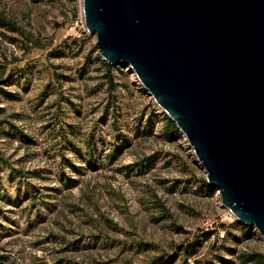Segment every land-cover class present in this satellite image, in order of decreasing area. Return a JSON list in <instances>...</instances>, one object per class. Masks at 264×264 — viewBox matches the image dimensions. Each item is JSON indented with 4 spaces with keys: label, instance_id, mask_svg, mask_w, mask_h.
<instances>
[{
    "label": "rangeland",
    "instance_id": "obj_1",
    "mask_svg": "<svg viewBox=\"0 0 264 264\" xmlns=\"http://www.w3.org/2000/svg\"><path fill=\"white\" fill-rule=\"evenodd\" d=\"M0 19V264H258L263 239L228 233L240 225L133 72L109 86L80 0H0Z\"/></svg>",
    "mask_w": 264,
    "mask_h": 264
},
{
    "label": "water",
    "instance_id": "obj_2",
    "mask_svg": "<svg viewBox=\"0 0 264 264\" xmlns=\"http://www.w3.org/2000/svg\"><path fill=\"white\" fill-rule=\"evenodd\" d=\"M100 58L133 72L221 208L264 242V0H80Z\"/></svg>",
    "mask_w": 264,
    "mask_h": 264
},
{
    "label": "trees",
    "instance_id": "obj_3",
    "mask_svg": "<svg viewBox=\"0 0 264 264\" xmlns=\"http://www.w3.org/2000/svg\"><path fill=\"white\" fill-rule=\"evenodd\" d=\"M0 23H2L3 25H7V23H5L3 20L0 19ZM98 59V64H100L99 67L104 69V73H103V77L106 78V80L108 81L109 86L115 87L116 83L113 82V71L115 70H121L120 68L116 67V66H112L110 64H108L107 62H104L103 60H101L99 57ZM3 81V80H0ZM4 95L9 98V99H15L16 98V93H11L5 90H1ZM107 113V112H106ZM155 115L153 114L152 116L148 117L146 120V125L145 127L148 129V133H152L153 129H154V125H155ZM104 120V116L100 119V121L102 122ZM166 126H165V136L167 138H171V137H176L177 135H179V131L178 129L175 127V125L168 121L166 119ZM13 126V124L11 125ZM88 145H90V141L88 142ZM204 186L206 189H211L208 184L206 183L205 179L202 180V184L200 185V187ZM235 221V220H234ZM235 223H237L235 221ZM236 225V224H235ZM252 229L251 227H247L244 225H240L238 226V230L240 231V235L237 236L236 234H231V232H228L233 239H235L236 241L239 240H243V239H249L252 237ZM212 230H206V231H200L199 235L201 236V238L196 237L194 242H188L189 243V247L190 249L188 250L189 254L194 253L196 249H198V247L200 245H202V243L207 240V238L209 237V234L212 233ZM234 251V250H233ZM241 257L244 258V261H250L252 259V255L251 254H243L241 255ZM221 262L223 264H232L233 262L228 260L226 261L225 258H223L221 260ZM209 264H215V263H209ZM258 264H264V257L261 256V258L258 260Z\"/></svg>",
    "mask_w": 264,
    "mask_h": 264
},
{
    "label": "built area",
    "instance_id": "obj_4",
    "mask_svg": "<svg viewBox=\"0 0 264 264\" xmlns=\"http://www.w3.org/2000/svg\"><path fill=\"white\" fill-rule=\"evenodd\" d=\"M100 58V57H99ZM101 60H103L102 58H100ZM104 61V60H103ZM105 62V61H104ZM138 84H139V82H137ZM139 86L141 87V85L139 84ZM153 108H155V110H157V108L159 109L158 111L159 112H161L162 113V110L154 103V107ZM183 136V135H182ZM183 140L184 141H186V139L184 138V136H183ZM186 143H187V141H186ZM187 145H188V143H187ZM189 146V145H188ZM190 148V147H189ZM191 149V148H190ZM193 154V153H192ZM228 211V210H227ZM226 215H230L231 217H233L231 214H230V212L228 211V212H225L223 215H222V217L223 218H225V217H227ZM234 219V218H233ZM232 219V220H233Z\"/></svg>",
    "mask_w": 264,
    "mask_h": 264
},
{
    "label": "crops",
    "instance_id": "obj_5",
    "mask_svg": "<svg viewBox=\"0 0 264 264\" xmlns=\"http://www.w3.org/2000/svg\"><path fill=\"white\" fill-rule=\"evenodd\" d=\"M99 57V56H98Z\"/></svg>",
    "mask_w": 264,
    "mask_h": 264
}]
</instances>
